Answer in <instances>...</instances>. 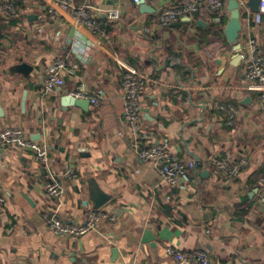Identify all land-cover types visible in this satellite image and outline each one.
<instances>
[{
    "label": "crops",
    "instance_id": "crops-1",
    "mask_svg": "<svg viewBox=\"0 0 264 264\" xmlns=\"http://www.w3.org/2000/svg\"><path fill=\"white\" fill-rule=\"evenodd\" d=\"M70 1L87 6L102 32L54 0H29L18 17L0 18V131L20 129L47 150L44 165L30 148H0V264H176L166 247L203 250L209 264H264V108L237 59L249 38L264 53V15L255 24L242 14L231 44L224 34L230 0L219 13L197 0L195 16L165 28L161 10L187 0H144L143 14L136 0ZM108 9L119 19L107 20ZM57 58L65 60L64 84L45 93V70ZM20 63L32 68L27 77L11 70ZM128 71L145 79L136 133L124 119L120 83ZM80 91L98 104L62 103ZM228 104L237 111L232 126L220 108ZM163 142L175 159L200 165L174 187L135 151ZM214 156L247 164L227 179L207 164ZM50 177L61 197L46 194ZM93 186L110 196L98 210L114 220L78 239L52 234L53 213L84 222Z\"/></svg>",
    "mask_w": 264,
    "mask_h": 264
},
{
    "label": "built area",
    "instance_id": "built-area-1",
    "mask_svg": "<svg viewBox=\"0 0 264 264\" xmlns=\"http://www.w3.org/2000/svg\"><path fill=\"white\" fill-rule=\"evenodd\" d=\"M29 0H0V18H16L27 8ZM58 6L73 16L78 24L83 25L88 30L101 33V23L96 16L88 11L85 5L76 6L70 0H54ZM138 0H136L137 2ZM238 8L248 21L255 24L261 22L264 15V0H259L258 12H250L247 2L248 0H236ZM206 6L210 12L219 13L226 7L225 0H206ZM200 10V4L197 2H188L180 6L166 7L161 10L157 17L158 25L165 28L182 18H192ZM51 12V10H49ZM104 16L107 20L115 21L120 17L117 9L104 10ZM241 60L244 63L245 79L247 82V90L259 93V100L264 108V53L257 40L249 38L244 46L241 54ZM66 70L64 58L53 60L45 70L44 92L49 93L55 88L64 84L63 74ZM121 88L124 101V119L130 126L131 130L136 133L139 130V119L141 117L140 99L141 93L145 87V79L142 75L135 71H128L122 75ZM75 99H88L90 103L97 105L98 99L87 97L83 92L71 94ZM228 112L226 124L232 126L236 119L237 111L231 105L220 107ZM21 147L30 148L34 151L35 159L44 165L47 160V150L29 140L24 132L20 129H5L0 131V148ZM136 154L144 161H150L158 166V172L162 182L170 187L179 185L181 179H187L189 171H196L199 163L194 160H177L170 153V147L167 142L157 145H138ZM213 166L217 172L227 179H234L240 170L247 164L246 158L230 159L229 157L214 156L208 163ZM71 172L65 171L64 176L70 175ZM51 178V182L46 185V194L51 197H61L63 194L62 187ZM260 192L264 195V178L260 179ZM4 203V199L0 197V205ZM104 220L112 221L110 216L98 209L89 208L85 212V219L82 224H71L64 222L57 213H53L47 218V224L50 232L57 236H70L73 239L81 238L88 232L94 230L100 222ZM165 253L176 264H209L208 254L203 251H194L192 253H184L171 247L165 248Z\"/></svg>",
    "mask_w": 264,
    "mask_h": 264
},
{
    "label": "water",
    "instance_id": "water-1",
    "mask_svg": "<svg viewBox=\"0 0 264 264\" xmlns=\"http://www.w3.org/2000/svg\"><path fill=\"white\" fill-rule=\"evenodd\" d=\"M135 5L139 8V12L141 14L146 13L148 6L145 4L144 0H138ZM258 5H259V0H248L247 2V6L250 10V12L252 13H257L258 12ZM228 11L230 12L229 15V19L226 23V26L224 28V34L226 36V39L228 40L229 43L231 44H235L240 30H241V13L239 11L238 8V3L236 0H230L228 2ZM33 19H35L34 16H32ZM240 48L239 45H235L234 47V51H238ZM240 56H237V59H239ZM12 71L22 74L23 76L27 77L29 75V73L31 72L32 68L29 67L27 64L25 63H20L16 66H14L13 68H11ZM249 98H245L244 103H246V101H248ZM62 103L65 106H77V107H81L84 109L85 103H82L81 100H77L73 97H65L62 100ZM45 169H42V174H45ZM110 199V196L100 192L95 186H93V188H91L90 190V200L93 203V208L94 209H99L100 207H102L106 202H108ZM149 236V232L146 231L145 235ZM113 254H116V250H113ZM114 261V259L112 260Z\"/></svg>",
    "mask_w": 264,
    "mask_h": 264
},
{
    "label": "trees",
    "instance_id": "trees-1",
    "mask_svg": "<svg viewBox=\"0 0 264 264\" xmlns=\"http://www.w3.org/2000/svg\"><path fill=\"white\" fill-rule=\"evenodd\" d=\"M185 2H197V3H199L197 0H187V1H185ZM185 2H181V4H179V5H177V6H180V5H182V4H184ZM100 21V20H99ZM101 22V21H100ZM222 31L221 30H219L218 31V34H220Z\"/></svg>",
    "mask_w": 264,
    "mask_h": 264
}]
</instances>
